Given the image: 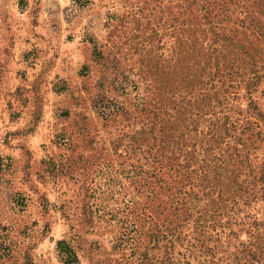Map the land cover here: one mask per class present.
Listing matches in <instances>:
<instances>
[{"label":"rangeland","instance_id":"rangeland-1","mask_svg":"<svg viewBox=\"0 0 264 264\" xmlns=\"http://www.w3.org/2000/svg\"><path fill=\"white\" fill-rule=\"evenodd\" d=\"M262 263L264 0H0V264Z\"/></svg>","mask_w":264,"mask_h":264},{"label":"trees","instance_id":"trees-1","mask_svg":"<svg viewBox=\"0 0 264 264\" xmlns=\"http://www.w3.org/2000/svg\"><path fill=\"white\" fill-rule=\"evenodd\" d=\"M73 1L78 6H84L85 4H87L89 0H73ZM205 84H207V81L205 82ZM215 160H216L215 158H213L211 161L203 160V163L204 164L206 163L207 166L204 169L205 165L204 164L201 165L203 168L202 171L200 172L201 175H198V177L195 178L196 180L201 181L200 186H202L203 189L209 188L208 191L213 189L212 181L215 180V178L219 175L217 170L221 168V166L218 165V161H215ZM222 169H225V168L222 167ZM195 179L190 178L189 184L194 183ZM227 180L230 183H232L229 177ZM233 184L235 185V183ZM144 195L147 199L151 200L153 198V201L155 203L158 202L157 209H160L161 206L163 205L161 209L163 213L167 214L165 218H162V220L160 219L157 222H154V225H155L154 230L158 238L157 241H155L156 244H159V246H162L161 244L163 242L162 240H165L169 244L170 248H173L174 244L172 240L174 238L178 239V236H180L181 229L183 228L185 223H187V221L189 220L190 214H189V211L187 210L185 202H183L180 199V197L177 194V191H174L172 187H169V188L160 187V190L158 193L149 191L147 189H140V190H137L135 196H138L137 198H139V197H143ZM214 197L215 196L212 195L213 203L215 200L220 201V199H218V196L216 198ZM196 199H198V197H196ZM131 200L132 199H130V201ZM199 228H200L199 231H202V234H203L202 236L204 237V233L207 231L206 226L200 225ZM208 228H211V227H208Z\"/></svg>","mask_w":264,"mask_h":264}]
</instances>
